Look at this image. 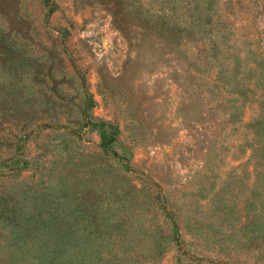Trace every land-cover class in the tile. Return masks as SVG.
<instances>
[{"label": "rangeland", "instance_id": "1", "mask_svg": "<svg viewBox=\"0 0 264 264\" xmlns=\"http://www.w3.org/2000/svg\"><path fill=\"white\" fill-rule=\"evenodd\" d=\"M52 3L0 0V264H72L76 209L109 264H264V0Z\"/></svg>", "mask_w": 264, "mask_h": 264}, {"label": "trees", "instance_id": "2", "mask_svg": "<svg viewBox=\"0 0 264 264\" xmlns=\"http://www.w3.org/2000/svg\"><path fill=\"white\" fill-rule=\"evenodd\" d=\"M43 3L45 4V6L50 7L49 13H51L54 10L55 6L52 3V0H43ZM245 90H246L245 88L241 89V87L239 86V88L236 90L235 93L244 96ZM104 126L105 124L101 122L100 127L98 129L100 132L99 136L102 144L101 147L105 150H109L111 149L113 136H111L108 133V131L105 129ZM248 126L253 129V134L256 136V138L254 137V143L257 145L261 144L259 145V148L255 147L256 148L255 151L261 150L264 152V123H262L259 119H255L254 122L249 124ZM81 212L79 209L69 211L70 215H73L75 213H77L78 215L79 213L82 214L81 220L78 221L77 226L84 224L83 230L84 231L88 230L89 235L86 238L85 237L83 238L82 235L77 236L76 239L73 241V243H75L74 246L76 249L71 254L72 257V259H70L71 263L72 264H109L111 262V258L102 256L100 251L98 250L100 249V247L104 245V242H101V244L99 245L94 241V239L100 238V235L102 234L101 230H99V223H97V217L94 214H92V212H89L87 210H84L85 213L83 212L81 213ZM13 218L14 215H12L11 219ZM85 223L87 225H85ZM70 240L71 238L66 243L68 244ZM110 245L111 243L107 244V246ZM85 246L87 247L86 250H84ZM57 247L59 249H62L64 253L69 251V249L66 250L65 245H60ZM68 261L69 259L67 260V262Z\"/></svg>", "mask_w": 264, "mask_h": 264}]
</instances>
